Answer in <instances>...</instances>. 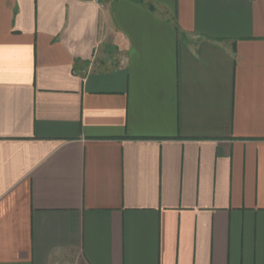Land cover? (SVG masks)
Segmentation results:
<instances>
[{
	"label": "crops",
	"instance_id": "crops-1",
	"mask_svg": "<svg viewBox=\"0 0 264 264\" xmlns=\"http://www.w3.org/2000/svg\"><path fill=\"white\" fill-rule=\"evenodd\" d=\"M0 264H264V0H0Z\"/></svg>",
	"mask_w": 264,
	"mask_h": 264
}]
</instances>
